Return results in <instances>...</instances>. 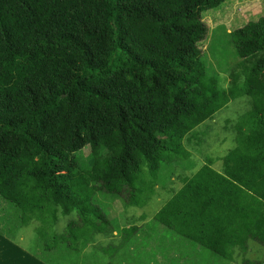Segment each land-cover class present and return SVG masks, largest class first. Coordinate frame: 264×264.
<instances>
[{"label": "trees", "instance_id": "1", "mask_svg": "<svg viewBox=\"0 0 264 264\" xmlns=\"http://www.w3.org/2000/svg\"><path fill=\"white\" fill-rule=\"evenodd\" d=\"M229 1L0 0V206L13 209V231L37 223L35 257L116 264L84 252L85 233L111 224L95 193L150 203L192 168L185 137L245 94L251 107L232 125L222 169L206 157L152 220L224 264H264L245 256L249 240L264 247V16L228 31L238 60L226 87L206 76L201 56L203 16ZM234 166L249 185L228 176ZM77 171L98 190L88 195ZM72 212L56 232L59 215ZM156 241L155 261L184 264V249Z\"/></svg>", "mask_w": 264, "mask_h": 264}, {"label": "rangeland", "instance_id": "2", "mask_svg": "<svg viewBox=\"0 0 264 264\" xmlns=\"http://www.w3.org/2000/svg\"><path fill=\"white\" fill-rule=\"evenodd\" d=\"M260 16H264V0H230L220 9L210 11L203 16L204 21L208 25V29L206 37L203 40L204 43L202 44L201 56L206 66V76L216 74L220 87H226L228 85L229 71L238 60L233 44L228 40V31L242 26V24L248 20L256 19ZM250 107V97L245 94L240 95L230 99L226 105L217 110L210 118H207L196 126L191 134H189L188 139L185 137L183 140L184 147L189 150L190 161L193 165L192 168L183 173L179 171L176 172V175L170 180L171 182L169 184L167 180L165 182V179L162 180L165 190L161 189L160 195L154 197L150 203L142 207H128L114 194L100 191L96 192L94 195V202L97 203L110 218L111 224L109 228H99L96 232L85 233V240L88 239L91 241L89 245L103 246L106 253L111 254L116 251V246L121 244L120 241L124 240L125 237L129 235L126 233V229L120 230L123 225L124 228L129 226L125 221L127 216H140V219L143 218L145 221L146 217H149L151 223L135 236L129 250H124V254L119 255L114 262L116 264H163L165 262L167 264L168 262L162 259L155 261L153 251L148 249V245H157L158 241H156V239H162L164 241V238L167 243L174 238L180 239V241L186 243H188V241L174 235L164 225L154 223L152 214L155 213L183 184L190 170L192 171L200 166L206 157L213 159L212 166L216 170L222 169L221 157L235 145V131L232 125L238 116L249 110ZM82 150L84 154L89 152L88 147H84ZM76 175L79 183L81 181L83 184V186H81V184L80 186L88 195H91L97 190L95 183L90 177L79 171L76 172ZM228 176L244 187L250 183L248 176L244 173L243 169L238 166L232 167ZM0 201L3 202L1 199ZM74 217V212L69 215H59V220L55 225V231H62L67 220ZM5 219L8 221H4ZM16 222L17 219L15 218L13 209L9 206H0V231L15 238L18 237L20 243H18L15 238L11 240L20 244L27 251H29V249L35 251L34 244L37 240L35 225L37 223L31 221L27 225L20 226L17 230L13 231L12 225ZM91 236L94 238L90 239ZM132 249L138 251L135 255L140 256V260H136L135 255H132L130 252ZM205 251L215 258H218L219 264H224L220 262L221 260L223 261V259L207 250ZM245 256L249 258H264V247L255 241L249 240ZM236 258L227 264H238L239 258L238 260ZM204 264L218 263L217 261L210 260L204 261Z\"/></svg>", "mask_w": 264, "mask_h": 264}, {"label": "crops", "instance_id": "3", "mask_svg": "<svg viewBox=\"0 0 264 264\" xmlns=\"http://www.w3.org/2000/svg\"><path fill=\"white\" fill-rule=\"evenodd\" d=\"M142 216V215H141ZM125 221L128 223V227L124 228V225L120 229L125 230L126 233L129 234L127 237H125L124 240L120 241L121 244L116 246V251L112 252L111 254H107L106 251L103 249V246H90L89 243L90 240H86V246L84 247V251L88 253L92 258L96 260L105 259L106 261L109 259L117 258L120 254L121 249L124 247V245L127 243V241L132 237L136 236L139 232H141L144 228H146L151 222L150 218L146 217V221L141 218L140 216L130 215L127 216ZM155 223V222H154ZM103 228V227H101ZM106 229V228H104ZM94 238L91 236L90 239ZM15 240L19 242L18 237L15 238ZM16 243L15 241L8 239L7 237L0 234V264H46L39 258L35 257L32 253L27 251L25 248H23L20 244ZM164 243H166L164 246L171 250L173 248V243L175 244L174 247L179 248L180 250H185L183 255L182 262L184 264H204V261H210L214 260L217 261L219 264V259L215 258L213 255L202 251L200 247L194 244H188L186 242L180 241V239H175L166 242V239L164 238ZM156 245V244H153ZM157 245H159L157 243ZM168 246V247H167ZM23 248V249H22ZM89 248V249H88ZM165 261H167L164 258ZM226 264V263H225Z\"/></svg>", "mask_w": 264, "mask_h": 264}, {"label": "clouds", "instance_id": "4", "mask_svg": "<svg viewBox=\"0 0 264 264\" xmlns=\"http://www.w3.org/2000/svg\"><path fill=\"white\" fill-rule=\"evenodd\" d=\"M98 190V189H97ZM105 213V212H104ZM153 215V214H152ZM107 216V215H106ZM108 217V216H107ZM109 218V217H108ZM110 219V218H109ZM111 221V220H110ZM160 225V224H159ZM104 228V227H103Z\"/></svg>", "mask_w": 264, "mask_h": 264}]
</instances>
